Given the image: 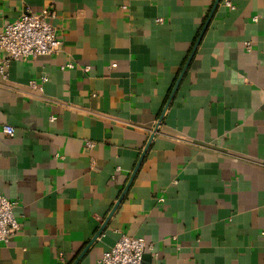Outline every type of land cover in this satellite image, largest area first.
Listing matches in <instances>:
<instances>
[{"label": "crops", "instance_id": "crops-1", "mask_svg": "<svg viewBox=\"0 0 264 264\" xmlns=\"http://www.w3.org/2000/svg\"><path fill=\"white\" fill-rule=\"evenodd\" d=\"M227 1L0 0L62 42L0 76V264H264V0Z\"/></svg>", "mask_w": 264, "mask_h": 264}, {"label": "built area", "instance_id": "built-area-1", "mask_svg": "<svg viewBox=\"0 0 264 264\" xmlns=\"http://www.w3.org/2000/svg\"><path fill=\"white\" fill-rule=\"evenodd\" d=\"M225 5L235 9L230 1L226 0ZM55 19L56 13L45 9L39 14H27L4 27L0 33V53L5 54L0 58V76L3 79L7 78L12 62L51 56L61 49L62 42L53 24ZM3 131L9 137L15 135L12 126H4ZM87 147L93 148L94 143L87 142ZM17 205L18 202L0 194V243H9L21 230L15 215ZM149 249L144 239L123 235L103 254L98 264H146L144 257Z\"/></svg>", "mask_w": 264, "mask_h": 264}]
</instances>
